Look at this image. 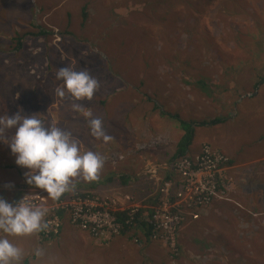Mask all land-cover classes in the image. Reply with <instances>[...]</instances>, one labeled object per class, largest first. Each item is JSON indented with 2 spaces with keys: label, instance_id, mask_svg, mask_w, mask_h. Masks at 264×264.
I'll return each instance as SVG.
<instances>
[{
  "label": "rangeland",
  "instance_id": "rangeland-1",
  "mask_svg": "<svg viewBox=\"0 0 264 264\" xmlns=\"http://www.w3.org/2000/svg\"><path fill=\"white\" fill-rule=\"evenodd\" d=\"M84 6L88 24L81 21ZM256 39L258 46L264 41V0H0V116L20 105L8 86L22 89L33 79L38 88L30 98L47 99L49 92L56 98L55 89L62 86L55 78L58 69H86L99 81L94 96L105 104L82 103L81 111L70 113L68 132L79 129L75 121L87 127L88 119L99 115L105 129L134 141L130 158L141 154L143 162L151 159L146 163H170L184 132L171 114L195 126L187 156L219 140L240 156L264 155V81L258 83L264 63L244 61L262 58ZM46 113L48 124L63 118L60 107ZM216 118L222 121L199 124ZM5 140L0 136V163L9 162ZM105 158L118 159L115 152ZM111 165L99 171L96 181L79 179L78 189L62 196L87 193L123 202L128 195L131 202L154 203L159 186L148 176L147 165L146 178L137 175L141 163L135 169L126 162ZM236 170L245 176L232 177L225 194L197 219L182 215L174 246L161 233L147 241L129 239V234L94 236L61 212L59 233L32 234L35 246L20 264H264V163H244ZM159 175L166 173L160 170ZM148 184L146 196L139 195ZM124 185L129 187L122 191ZM66 225L72 232L60 234ZM18 237L8 238L23 250ZM36 249L41 256L34 255Z\"/></svg>",
  "mask_w": 264,
  "mask_h": 264
},
{
  "label": "clouds",
  "instance_id": "clouds-1",
  "mask_svg": "<svg viewBox=\"0 0 264 264\" xmlns=\"http://www.w3.org/2000/svg\"><path fill=\"white\" fill-rule=\"evenodd\" d=\"M55 78L62 86L55 89L61 100L67 97L73 101L71 110L81 111L77 103L82 99H92L99 88V81L85 70L75 71L62 67L56 71ZM91 117V112L87 113ZM92 137L107 142L111 139L103 128L100 118L87 121ZM11 130L7 137V147L14 156L16 166L26 169L24 183L42 191L55 201L70 191L74 179L94 182L103 166L100 155L93 151H82L79 141L62 128L45 124L37 114L22 115L19 111L11 116H0V136ZM46 210L33 207L22 201L10 203L0 198V264H20L22 250L10 242L8 237L26 236L38 233L47 227L42 220ZM34 255H42L36 249Z\"/></svg>",
  "mask_w": 264,
  "mask_h": 264
},
{
  "label": "built area",
  "instance_id": "built-area-1",
  "mask_svg": "<svg viewBox=\"0 0 264 264\" xmlns=\"http://www.w3.org/2000/svg\"><path fill=\"white\" fill-rule=\"evenodd\" d=\"M227 161L224 152L203 144L197 154L177 159L171 168L167 163L148 164L147 174L158 182L159 187L154 203L146 205L139 201L131 202L128 195L125 201L119 202L108 196L87 193L65 194L58 200L49 201L41 192L23 195L19 200L46 210L42 222L47 227L39 232L41 237L59 233L61 212H67L73 226L107 239L121 234L125 224L134 225L139 210L146 209L142 218L154 227L150 238H156L157 233H161L173 245L182 215L197 219L212 201L221 198L228 190L232 173ZM160 170L166 172V176H160ZM122 211L127 212L128 218H122L124 222L120 223L116 213Z\"/></svg>",
  "mask_w": 264,
  "mask_h": 264
},
{
  "label": "crops",
  "instance_id": "crops-1",
  "mask_svg": "<svg viewBox=\"0 0 264 264\" xmlns=\"http://www.w3.org/2000/svg\"><path fill=\"white\" fill-rule=\"evenodd\" d=\"M88 23L89 22L87 21L86 24H88ZM36 73L39 75V70L36 71ZM31 77L34 78L35 75H31ZM37 88H38V85L35 81H33V79L29 83L25 82L22 89H20V88L15 89L13 87L8 86V89L13 93V101H15V103L20 104V105L16 106L15 108H12L11 110L9 109V112L7 113V115L11 116L13 113H16L17 111H19L22 115H30V114L36 113L37 118L42 120V122L45 124V126L55 125V126L62 128L63 130H66L67 121H69L71 119L70 113H74V111L71 110V106H69L68 103L65 104V101L70 102L71 100L66 98L64 102L60 103V102H58V99H60V98H58V97L50 98L51 92H49L47 94V99L45 97H38L37 99L34 100V99L30 98L29 95H31V92L36 91ZM95 94H96V92H95ZM2 97H4V96H2ZM20 97H22V99H23L22 101L17 100ZM49 99H51V101L46 103V101ZM77 103H79L80 105H82V103H86V104L91 103V104H95L98 108H101L105 104V101L100 96H93V98L90 100L82 99L80 101H77ZM55 106L61 108L63 118H62V120H59L58 122H55V120H54L51 124H48L49 123L47 121L48 113H46V112L49 111L50 108H54ZM69 110H70V112L68 113ZM45 113H46V116H45ZM100 115H103L102 111L100 112ZM244 116H247V114ZM96 118H99V115H97ZM100 119L102 121V125H103L105 133L109 137H111V139L108 140L107 142L96 139L90 135L88 126L87 127H84L83 125L80 126L78 124V122L75 121L74 125H76V126L78 125L79 129L77 131H75V133L74 132H70V133L72 134V136L74 138H76L79 141L80 149L82 151H89V150L93 151V152L97 153L98 155H100L101 158L102 157L104 158L103 166L101 168L102 170L101 169L99 170L100 172H104L105 168H108L110 166V164L113 162L115 163V165H111L112 169H114V167L117 164L122 165L123 162H126V164L128 165L129 168L132 167L133 169H135V168H137V164L141 163L142 166L140 168V171L137 172V175H143V177L146 178V176L144 175V167L146 165L150 164V163H146V162L151 161V159L146 158L145 162H143V159L141 158V154H138L135 157L132 156L130 158V156L127 155V152L131 149L132 142H134V141H132V139L131 140L127 139V137L123 134L116 135V133H112L109 130L105 129L104 124H103V120L105 122V118L101 117ZM241 120L244 121V118H241ZM259 122H256V124ZM263 123H264V121H263ZM10 135H11V130H6L3 133V136L5 137V139L7 137H10ZM124 140H125V143H124ZM250 141L252 142L253 138ZM6 143H7V139L5 140V142H3V145L7 149L8 147H7ZM217 143H219V144H217V145L213 144L212 147H214L215 149L221 150L222 152H224L228 156L229 166L231 167L232 177L241 178V176H243V177L245 176L243 171L241 172V170H236L237 167L243 166L244 163H255V162L264 163V155H260L261 153L249 155V157L246 158V157L240 156V153L237 154L236 149L230 148L226 144L223 146V143H221L220 140ZM248 144H250V142H248ZM148 151L149 150H147V152ZM257 151H261V150L260 149L255 150V152H257ZM112 152L117 153L118 159H116V162L111 161V159L105 158V156L107 157V155L112 153ZM8 154L10 155L7 157L9 159V162L0 163V191L5 190L8 194L7 195L1 194L0 198H3L10 203H15L18 200V198L23 196V195L41 193L42 191L34 189V188L30 187L29 185L24 183V173L27 170L16 166L14 163V156L11 155L10 152H8ZM247 155H248V153L246 152V156ZM124 156H125V158H124ZM147 156H149L151 158V151L148 152ZM172 156L170 158V163H167L169 165V168H171V165L173 164V162L171 160ZM120 158H122V159H120ZM119 162H122V163H119ZM118 177L123 178V174H119ZM109 179H110V176H108V175H105V177H103L104 181H109ZM136 180L138 181V179H136ZM79 181H80L79 179L73 180V184H74V187L76 189H78L76 183H78ZM122 182H124V181H122ZM124 187H125V185L123 187L121 186L122 191H124L129 186H127L125 189H123ZM145 187L146 188H141V187L139 188V190H138L139 195L141 194V195L146 196V194L149 192V184L145 185ZM107 195H109V194H107ZM72 230L73 229L69 225H66V226L62 227L60 234L63 232H66V231H69L71 233ZM84 234H86V233H84ZM70 236L71 235H69L65 238H69ZM35 237L37 238L36 233H35ZM79 239L81 240V242H83V238H82L81 234H79ZM32 240H33L32 234L26 235V236H19L16 239V242H20L21 246L23 247L22 255L26 256L27 259L30 257L29 251L31 249H33V246H35V242Z\"/></svg>",
  "mask_w": 264,
  "mask_h": 264
},
{
  "label": "trees",
  "instance_id": "trees-1",
  "mask_svg": "<svg viewBox=\"0 0 264 264\" xmlns=\"http://www.w3.org/2000/svg\"><path fill=\"white\" fill-rule=\"evenodd\" d=\"M85 10H86V6H84L83 8H82V14H81V21H82V23H85L86 22V20H87V16H86V14H85ZM246 24V23H245ZM244 24V27L245 28H247L248 30H251V28L248 26V25H245ZM244 32L245 31H241V32H239V34L240 35H242V36H245V37H250L249 35H245L244 34ZM236 35H238V34H236ZM256 41H258V39H256L255 41H254V47L256 46V47H261V48H263V51L261 52V59H259L258 58V60L257 59H254V58H246L244 61H249V62H251L252 60H254L255 61V63H258V64H260V67L262 66V63H264V60H263V57H264V41H262L261 42V44H260V46H258L257 44H256ZM250 42H251V40H249L248 41V46H249V44H250ZM254 47L253 48H251V49H254ZM245 50H248V48H246V49H244V51ZM260 56V55H259ZM258 66V65H257ZM237 72H239V71H237ZM260 78V77H259ZM262 81H264V77L262 78L261 77V79L258 81V83H260V82H262ZM163 113V112H162ZM169 118H172V119H174L175 121L177 120L178 122H179V124H180V126H182L181 128H182V130H184V132H183V134L180 136L179 135V139L177 140V144H176V149H175V152H174V155H173V157H172V162L174 163V162H176L177 161V159H179V158H181V157H189V158H191V156H187L186 155V152H187V147H188V145H189V143L191 142V140H192V138H193V136H194V129H195V126L194 125H192V124H190V123H187L186 121H183V120H181L180 118H178L177 116H172L171 114L170 115H167ZM220 121H222V120H220V119H212V120H208V121H202V122H200L199 124H214V123H217V122H220ZM3 144V143H2ZM205 144H207V143H205ZM209 144V143H208ZM210 145V144H209ZM212 147V146H211ZM201 149V148H200ZM5 151V150H4ZM200 151V150H199ZM5 152H7V151H5ZM227 164H229V160L227 161ZM61 198V197H60ZM117 215H118V218H119V222L120 223H123L124 221L122 220V218H128V215H127V212H125V211H122V212H117L116 213ZM142 214H143V210L142 209H140L139 210V212H138V216H135V227L134 228H132V226L131 225H127V224H125L124 226H123V229H122V232H121V234L124 236L125 234H129L128 236H126L127 238H129V239H134V237H135V239H138V240H141V239H143V240H145V241H147L148 239H150V233H152V231H153V225H149L143 218H142ZM140 216V217H139ZM123 225V224H122ZM137 230H140V234H138L137 233ZM134 239V240H135ZM179 246H181L180 244H179Z\"/></svg>",
  "mask_w": 264,
  "mask_h": 264
},
{
  "label": "bare ground",
  "instance_id": "bare-ground-1",
  "mask_svg": "<svg viewBox=\"0 0 264 264\" xmlns=\"http://www.w3.org/2000/svg\"><path fill=\"white\" fill-rule=\"evenodd\" d=\"M191 220H195V219H193V218H191L190 216H188Z\"/></svg>",
  "mask_w": 264,
  "mask_h": 264
}]
</instances>
